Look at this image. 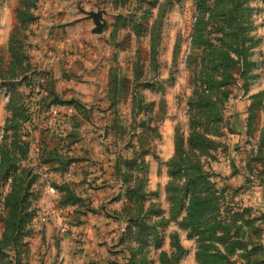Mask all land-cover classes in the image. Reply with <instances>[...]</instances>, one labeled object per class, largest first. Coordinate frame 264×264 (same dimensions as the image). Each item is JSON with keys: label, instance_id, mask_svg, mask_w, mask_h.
Here are the masks:
<instances>
[{"label": "rangeland", "instance_id": "1", "mask_svg": "<svg viewBox=\"0 0 264 264\" xmlns=\"http://www.w3.org/2000/svg\"><path fill=\"white\" fill-rule=\"evenodd\" d=\"M63 1L0 0V264L25 260L48 205L130 223L118 240L133 264H264V210L223 184L220 170L238 173L246 156L249 188L253 177L264 181V0H205L217 15L206 12L196 39L199 0H66L56 16L88 23L81 35L52 36L43 11ZM91 13H101L99 34ZM62 41H78L104 71L99 118L74 90L55 88L54 67L86 66L66 61ZM40 94L46 102L36 109ZM91 117L108 138L98 140L100 187L77 177V147L56 140ZM177 140L189 166L179 174ZM54 161L60 166L48 167Z\"/></svg>", "mask_w": 264, "mask_h": 264}, {"label": "crops", "instance_id": "2", "mask_svg": "<svg viewBox=\"0 0 264 264\" xmlns=\"http://www.w3.org/2000/svg\"><path fill=\"white\" fill-rule=\"evenodd\" d=\"M67 3L70 4V2L66 0L60 4L57 2H50L44 8L45 10L43 11L41 23L44 25L45 31L47 30L50 32L52 36L58 33L64 35L69 29L76 30L79 32V35H81L83 26L88 23L81 15L74 17V19H69L67 17L59 19L56 13L66 7ZM68 24L71 25L69 26ZM62 42L63 48L66 51V61L72 59L74 62L79 59L83 61L84 66H86L75 71L71 69L64 71L54 67L53 75L55 79V88L60 90L64 88L74 90V95H76L75 98H78L75 99V101L81 102L82 105L90 111L93 110L92 115L95 116L98 114L99 118L100 114H106L105 112L100 113V111H98V109L102 107L98 106V109L95 107L96 100L99 98V89H102L104 86L102 77L104 71L102 68L97 69L95 66L89 64V57L83 54L84 51L78 41L74 42V47L73 42ZM73 51L74 53H72ZM44 60L43 58V62ZM46 61H52V66H56L59 57L55 56L52 60ZM43 96V94H40L35 100L36 102L34 105L36 109H39V105L45 104L46 101ZM71 106L73 105H65L63 108L66 109L67 107V109L73 111L74 108ZM45 112L47 111L40 110L37 115L41 117ZM90 115L91 113L89 116ZM87 124L88 127L82 131L76 128H72L73 130L70 131L62 130L56 140L62 143V147L66 143H71L73 145V150L77 147L75 153L79 154L75 155L78 159H75V162L72 163L80 170V174H78L77 177L83 179L85 175H88L86 177L87 182L90 184L95 182L92 186L100 187L101 183L105 181L103 178H106V173L104 172L102 175L101 170L95 172L97 168L95 160L98 158L97 150L99 148L98 140L107 142L108 138L104 140L105 128L103 129L99 127L96 122H93L92 117ZM105 125L106 124H104V126ZM33 147L39 151L41 148L40 142L38 143L37 141L33 143ZM58 153L64 152L58 150ZM245 157L246 156H244V159L241 158V156L237 157L239 160L236 161L235 164L238 166L239 172L236 174H230V168L221 165L220 170L226 177L222 183H226L232 188L241 187L240 192H244L240 194L242 200L247 202V197H249L248 199L251 201L250 204L253 203L255 208L261 206L264 210V181L259 182L253 177L252 183L254 184V182H256L257 184L249 188V180L246 178L247 176L243 175V171L251 166H247L248 160L247 158L245 159ZM54 160H59V157H55ZM242 162H244L246 166L242 167ZM59 166L60 164L58 161L48 164V167L53 168ZM102 166L107 167V164L103 163ZM229 174L230 177H227L226 175ZM51 175L56 177L53 179L57 181L61 180L59 172H52ZM66 175L69 178L72 177L70 173ZM52 188L55 189V187ZM107 189L108 186L105 185V189L100 190V192L108 194ZM97 202L102 205L104 201L100 197V201L97 200ZM96 204H94V206ZM108 206L114 209L119 205L115 202ZM48 207H50L49 212H40V215L46 217L47 221L41 226H37V228L35 225L36 232L29 238L26 247L28 250L27 257L21 264H130L131 257L126 249V245H122L118 240V237L125 231L127 223L122 219H116L114 212H61L62 210L58 208L54 209L51 205H48ZM44 209L46 208L44 207Z\"/></svg>", "mask_w": 264, "mask_h": 264}, {"label": "trees", "instance_id": "3", "mask_svg": "<svg viewBox=\"0 0 264 264\" xmlns=\"http://www.w3.org/2000/svg\"><path fill=\"white\" fill-rule=\"evenodd\" d=\"M216 7L212 6L209 7L208 5H206V1L205 0H199L198 1V12H199V16H198V23H197V28H196V35H194V39L197 38V32L199 31L198 27L199 25H201L204 22V18H206V12L209 14V17H214L217 15V13L215 12ZM233 10V9H232ZM230 10V12L232 11ZM228 13V12H227ZM211 89V88H210ZM182 141H178L177 140V144H176V157H174L172 164H175L173 166H175L177 168V172L178 174L181 173L182 171H187L188 169V165L186 164V160L185 158H182V155L184 154L183 152L179 153V149L182 147ZM196 167V171L199 172L200 174H202L201 169L198 165L195 166ZM199 174V175H200ZM173 176H175V173L172 174ZM186 186H189V184H186ZM131 229L130 223L127 225L126 228V232L128 233V230ZM134 257H132L130 259V264L132 263Z\"/></svg>", "mask_w": 264, "mask_h": 264}, {"label": "water", "instance_id": "4", "mask_svg": "<svg viewBox=\"0 0 264 264\" xmlns=\"http://www.w3.org/2000/svg\"><path fill=\"white\" fill-rule=\"evenodd\" d=\"M91 17L94 20V24L96 26L93 32L97 34L101 33L104 28V25L100 22L101 13H91Z\"/></svg>", "mask_w": 264, "mask_h": 264}]
</instances>
